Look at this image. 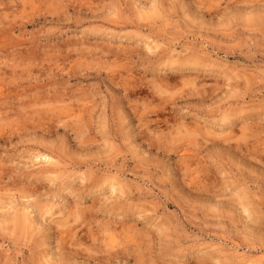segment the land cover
<instances>
[{
	"label": "clouds",
	"instance_id": "clouds-1",
	"mask_svg": "<svg viewBox=\"0 0 264 264\" xmlns=\"http://www.w3.org/2000/svg\"><path fill=\"white\" fill-rule=\"evenodd\" d=\"M0 264H264V0H0Z\"/></svg>",
	"mask_w": 264,
	"mask_h": 264
}]
</instances>
